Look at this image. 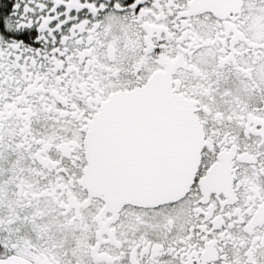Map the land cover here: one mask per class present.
<instances>
[{"label": "snow or ice", "instance_id": "1", "mask_svg": "<svg viewBox=\"0 0 264 264\" xmlns=\"http://www.w3.org/2000/svg\"><path fill=\"white\" fill-rule=\"evenodd\" d=\"M0 264H264V0H0Z\"/></svg>", "mask_w": 264, "mask_h": 264}]
</instances>
